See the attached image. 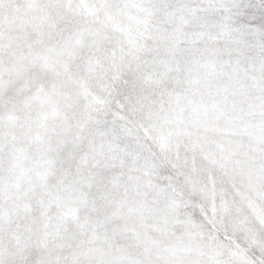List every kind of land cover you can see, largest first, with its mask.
Instances as JSON below:
<instances>
[{
  "label": "snow or ice",
  "instance_id": "obj_1",
  "mask_svg": "<svg viewBox=\"0 0 264 264\" xmlns=\"http://www.w3.org/2000/svg\"><path fill=\"white\" fill-rule=\"evenodd\" d=\"M0 264H264V0H0Z\"/></svg>",
  "mask_w": 264,
  "mask_h": 264
}]
</instances>
